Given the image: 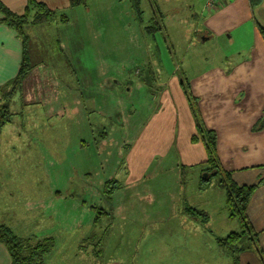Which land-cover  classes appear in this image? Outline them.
I'll return each instance as SVG.
<instances>
[{
  "label": "crops",
  "instance_id": "crops-1",
  "mask_svg": "<svg viewBox=\"0 0 264 264\" xmlns=\"http://www.w3.org/2000/svg\"><path fill=\"white\" fill-rule=\"evenodd\" d=\"M2 1L12 11L22 13L29 0ZM37 1L57 10L58 20L26 27L33 68L23 81L20 95L25 120L14 117L1 132H9L7 139L3 141L0 135V223L15 235L27 236L29 231L24 228H28L27 223L32 228L30 221L34 220L42 225L38 234L78 239L74 227L64 231L61 223L69 218V209L64 210L56 194V181L63 175L65 183L85 190L88 197H94L95 185L102 186L104 179L118 178L123 184L116 199L120 213L134 199L146 202L148 211L153 212L161 201L156 193L167 192L171 200L176 199L181 185L180 164L191 168L207 159L203 144L191 141L195 123L182 87L186 79L193 95L199 97L205 124L218 134L223 166L233 172L239 184L264 178V128L253 129L264 117V38L259 31V27L264 29V0L253 9L249 0H223L212 12L201 7L197 12L192 0H187L190 9L178 19L163 12L162 1L156 0L155 9L164 14V21L175 16L185 28L202 29L196 44L201 51L209 50L213 60L198 66L194 58L187 62L184 56L185 71L179 66L160 78L159 73L152 72L156 80L151 73H142L140 82L135 80L128 87L120 79L123 63L149 58L148 41L129 0H87L89 10L70 7L69 0ZM148 11L151 16L146 12L145 21L154 14V9L148 7ZM62 15L67 16V24L59 20ZM168 54L177 62L174 50ZM21 57L16 33L0 24V84L16 76ZM229 58L232 65L226 64ZM133 105L140 110L135 116L129 114ZM127 119L133 120L130 125ZM48 122L55 126L48 128ZM86 122L92 131H87L92 135L88 139L76 130ZM65 127H70L72 134L56 135ZM69 150H74L71 163L64 162ZM48 151L57 153L59 160H47ZM80 155L81 166L77 161ZM97 157L103 160L104 179ZM48 164L60 166L55 169L56 177H49ZM49 181L54 183L52 191L47 188ZM247 214L253 228L261 232L260 248L259 252L242 253L235 264H264V184L251 198ZM177 216H182L191 232L203 235L226 264H234L216 244L215 238L226 234L208 233L182 213ZM223 218L222 224L230 232L238 229L239 224L228 214ZM84 229L82 234L87 233V227ZM0 264H11V256L1 243ZM140 264L160 263L152 259Z\"/></svg>",
  "mask_w": 264,
  "mask_h": 264
},
{
  "label": "rangeland",
  "instance_id": "rangeland-1",
  "mask_svg": "<svg viewBox=\"0 0 264 264\" xmlns=\"http://www.w3.org/2000/svg\"><path fill=\"white\" fill-rule=\"evenodd\" d=\"M161 1L160 4L163 7L160 9L168 14L175 15L177 19L184 16L190 9V7L186 5L187 0H169L167 3L165 0ZM222 1L223 0H219V4L210 10L205 8L206 0H192L191 5L197 12L200 7L203 11L205 9L208 12H212L222 6ZM142 6L145 10V14L147 12L148 17L151 16L148 7L154 9L153 15L157 14L155 7L153 5L149 6L146 0H143ZM175 16H170L169 19L164 21V30L156 34L162 58L161 68L158 71L156 68L148 69L150 53L147 47L149 55L147 61L132 59L123 63L121 71L123 76L120 79L123 81L124 85L128 87L135 80L140 82L142 73H151L152 80H156V78L153 79V73H159L160 78V75H164L163 73L170 72L171 70H178L177 67L179 66L180 70L183 71L185 69L183 64L184 56H187V62L188 59L194 58L193 63L198 66L209 64L211 60H213L209 50L204 49L201 51L199 45L196 44L200 42L202 29L199 28L197 30L193 27L185 28L184 26L186 24H179L174 20ZM187 43L188 47L186 48ZM169 50H174L176 52L177 62L171 59L168 54ZM226 64L232 65V58H229ZM180 70L178 72H180ZM186 81L188 80L186 79ZM191 93L193 94L192 89ZM15 94L16 95L10 102V106L15 113L14 117L19 116V118L24 121L25 107L22 106L20 98L21 93L16 92ZM197 99L199 105V97ZM135 105L138 106L139 103H135ZM139 111L140 110L133 105V109L130 108L129 114L135 116ZM20 112H23V116L20 115ZM110 118L111 117H108V119ZM141 118H143V116H141ZM23 121L21 122L22 125ZM127 121L128 125H130L133 120L127 119ZM47 126L51 128L55 126V123L48 122ZM126 126L127 122L125 124V127ZM101 128L103 129L105 127ZM122 129L120 131H122ZM76 130L79 131V135L83 138L88 139L92 137V135H89L87 132L89 130L87 122L86 125H81L80 129L78 130L76 128ZM67 132L72 134L70 127L61 129L56 135L66 134ZM90 132L92 133V131ZM96 133V136L99 137L100 133L98 131H96ZM0 135L4 141L7 139L9 132H4ZM83 141L84 139H81V143ZM73 154L74 150L73 152L69 150L67 154H65L67 157L64 162L71 163ZM112 155H114V149H112ZM46 158L47 160L49 159V161L50 158L54 161L59 160L57 153H51L50 151L47 152ZM97 160V167L100 165V176L104 179L103 160L101 157H97ZM77 161L81 166V155L77 156ZM198 165L191 168L186 167L184 177L185 184L183 186L180 185V192L176 199L171 200L167 192L163 194L156 193L157 198L161 201L154 206L153 212L148 211L146 202L141 204L135 199L124 207L122 213L119 211L117 212L118 202L116 199L119 192L123 189V184L122 186L119 184L112 193L106 194V183L112 181L111 179H104L105 181L102 186L95 185L94 197L91 195L88 197L85 195V190H77L73 183H65V175H63L58 182L56 181V194L58 197H61L64 210L67 211L69 209V218L63 219L61 223L64 226V231L67 229L70 231V228L74 227L76 235H80L78 239L63 238L55 234H50V236L38 234L41 231L39 228H41L42 225L38 221L34 222V220L30 221L32 228L29 223H27L28 228H24L25 232L29 231L25 233L27 236L20 238H29L31 236H35L39 239L53 238L54 247L52 252L47 256L49 260L47 262L44 261L46 264H140L142 262H150L152 259L154 263L158 260L160 264H226L220 258L218 252L204 240L203 235H198L197 232H191L189 227L184 225L182 216H177L180 213L183 214V207L185 203H188L191 206L205 210L210 215L211 221L208 225L210 228L209 231L204 229L206 232H213L217 235L227 234V232L231 230L228 229V226L223 225L221 221L225 220L223 217L228 214H226L225 190L217 186L216 179L211 186L204 190H200L198 183L203 172L202 167ZM47 166L51 169L49 177H56L55 169L60 166L50 164ZM179 170L181 180V167H179ZM124 171L125 170H123V172ZM53 187L54 183L49 181L47 186L48 190L52 191ZM35 195L36 194H34L32 199L35 198ZM22 198L24 200L29 199L27 196H22ZM156 211L158 215L155 214ZM194 223V225H198V227L202 225L195 221ZM233 223L236 225L239 224L237 220H233ZM86 227L87 233L82 234ZM89 229L90 231L88 232ZM48 231L50 232V230ZM94 240L96 245H94ZM94 251H96V254H93ZM127 258L129 261L124 262Z\"/></svg>",
  "mask_w": 264,
  "mask_h": 264
},
{
  "label": "trees",
  "instance_id": "trees-1",
  "mask_svg": "<svg viewBox=\"0 0 264 264\" xmlns=\"http://www.w3.org/2000/svg\"><path fill=\"white\" fill-rule=\"evenodd\" d=\"M149 6H154L156 0H146ZM135 19L141 28V32L147 39L150 58L148 69H154L151 59H155L161 68L160 47L156 40V34L164 30V15L161 11L156 10L155 15L145 21L142 3L143 0H129ZM253 9L260 4L262 0H249ZM69 6H83L89 10L87 0H69ZM0 24L6 25L13 30L22 48V57L19 70L15 77L0 84V134L6 125L12 122L15 113L11 110L10 102L16 95V92L22 94L23 81L29 75L33 68L29 51V38L26 32L28 25H39L54 23L58 20V11L50 8L46 3L29 0L22 13L12 11L7 5L0 0ZM61 23L69 22L67 16L59 17ZM259 31L264 38V29L259 27ZM185 95H187L189 107L195 123V133L191 137L192 143L200 142L203 144L207 159L198 166L202 167L203 175L198 183L200 190L211 186L216 179V184L226 192V207L228 217L231 220L239 222V229L231 231L224 236H217V246L227 252L235 264L242 253L249 251L259 252V239L261 232L255 230L251 225L247 208L255 191L264 184V178L252 184H239L233 177V172L226 169L220 161L218 154V134L214 129L207 127L204 123L198 99L191 93V86L188 81L182 83ZM23 116V112H20ZM264 128V117L258 120L254 125V130ZM181 167V185L185 184L186 166ZM106 183V194L112 193L122 182L118 178L111 179ZM183 214L191 220L199 223L204 229L209 231L210 215L203 209L191 206L185 203ZM112 215V214H111ZM96 245L95 240L93 241ZM0 243L3 244L10 256L11 264H46L45 258L52 252L54 239H39L35 236L29 238H20L12 230L0 223ZM93 254H96L94 251ZM99 257L98 255H96Z\"/></svg>",
  "mask_w": 264,
  "mask_h": 264
},
{
  "label": "built area",
  "instance_id": "built-area-1",
  "mask_svg": "<svg viewBox=\"0 0 264 264\" xmlns=\"http://www.w3.org/2000/svg\"><path fill=\"white\" fill-rule=\"evenodd\" d=\"M218 4H219V0H206L205 8L210 10L213 9Z\"/></svg>",
  "mask_w": 264,
  "mask_h": 264
}]
</instances>
